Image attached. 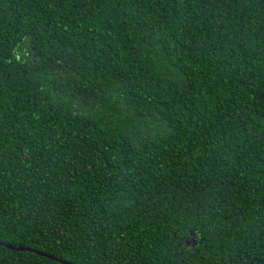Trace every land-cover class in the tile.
<instances>
[{"label":"trees","instance_id":"16d2710c","mask_svg":"<svg viewBox=\"0 0 264 264\" xmlns=\"http://www.w3.org/2000/svg\"><path fill=\"white\" fill-rule=\"evenodd\" d=\"M0 241L264 264V0H0Z\"/></svg>","mask_w":264,"mask_h":264},{"label":"water","instance_id":"95a60500","mask_svg":"<svg viewBox=\"0 0 264 264\" xmlns=\"http://www.w3.org/2000/svg\"><path fill=\"white\" fill-rule=\"evenodd\" d=\"M0 244L4 245L5 247H7L9 249H13V250H17V251H29V252H33V253L42 255L44 257H47L49 259H52L54 261H58V262H60L62 264H75V263L69 262V261H67L65 259H62L60 257H57V256H54V255H51V254H48V253L39 251V250L34 249V248H31V247H26V246L14 247L12 245L2 243L1 241H0Z\"/></svg>","mask_w":264,"mask_h":264}]
</instances>
